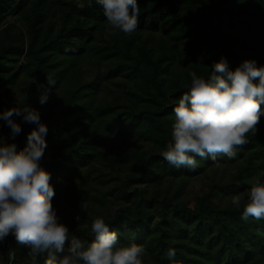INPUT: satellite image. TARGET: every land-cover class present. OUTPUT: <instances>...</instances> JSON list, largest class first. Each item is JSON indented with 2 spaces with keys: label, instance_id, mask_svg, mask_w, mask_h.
Listing matches in <instances>:
<instances>
[{
  "label": "trees",
  "instance_id": "obj_1",
  "mask_svg": "<svg viewBox=\"0 0 264 264\" xmlns=\"http://www.w3.org/2000/svg\"><path fill=\"white\" fill-rule=\"evenodd\" d=\"M138 5L134 33L106 36L96 0H0V112L25 104L39 110L49 129L41 166L51 174L52 204L82 215L59 221L69 238L58 255L67 253L73 235L90 242L92 220L100 216L119 245L145 248L143 264H169V248L180 264H264V219L244 221L246 200L240 208L231 204L264 172V105L257 134L248 135L235 159L196 157L198 167L189 170L161 155L189 73L207 78L222 57L230 70L244 60L264 65V0ZM47 76L56 87L41 105ZM13 119L21 133L12 140L0 120V135L19 151L36 125ZM191 181L205 190L188 202ZM4 241L6 264H33L14 236Z\"/></svg>",
  "mask_w": 264,
  "mask_h": 264
},
{
  "label": "clouds",
  "instance_id": "obj_2",
  "mask_svg": "<svg viewBox=\"0 0 264 264\" xmlns=\"http://www.w3.org/2000/svg\"><path fill=\"white\" fill-rule=\"evenodd\" d=\"M106 17V36L122 32L131 35L138 28L140 7L138 0H96ZM188 89L174 102L175 121L171 142L161 155L173 166L195 170L196 157L211 158L223 155L235 159L236 149L246 145L249 134H257V125L264 105V65L257 66L254 59L244 60L235 70H230L227 60L221 58L212 66L205 78L189 73ZM42 85L39 103L48 102L56 87V81L46 77ZM23 122L36 125L28 134L26 145L19 151L15 143H8L0 135V243L9 235L29 249V257L36 264V257L46 253L43 264H143L145 248L132 243L118 244V233L110 230L105 220L96 216L91 223L94 238L85 242L75 235L71 237L67 253L65 243L69 228L59 222L52 198L55 195L51 174L41 166L47 148L45 137L48 127L41 121L39 110L29 104L11 107L0 112V120L10 128L12 140L21 133ZM264 172L254 177L243 193L234 194L231 204L243 205L241 219H264ZM169 264H180L175 259L176 250H167ZM15 259L10 249L8 260Z\"/></svg>",
  "mask_w": 264,
  "mask_h": 264
},
{
  "label": "rangeland",
  "instance_id": "obj_3",
  "mask_svg": "<svg viewBox=\"0 0 264 264\" xmlns=\"http://www.w3.org/2000/svg\"><path fill=\"white\" fill-rule=\"evenodd\" d=\"M145 145H146L145 143H141V146H145ZM204 190L205 189L203 187H201L199 184L191 181L188 184V186L185 188L183 200L186 199L188 202L193 201L195 198L200 197L202 194H204ZM53 207L56 209L57 216L59 217V221L63 220V222H68L69 220H72V219L76 220V219L82 218L81 214H79V213L76 214L71 209H69L65 206H60V205L54 206L53 205ZM111 214H113L112 211H111ZM83 219L85 220L83 227H88V223H87L88 219L85 218L84 216H83ZM4 242L5 241L0 243V248L4 244ZM6 257H8V255ZM0 264H6L4 256L1 253H0Z\"/></svg>",
  "mask_w": 264,
  "mask_h": 264
}]
</instances>
